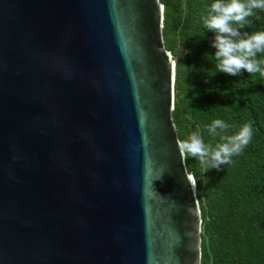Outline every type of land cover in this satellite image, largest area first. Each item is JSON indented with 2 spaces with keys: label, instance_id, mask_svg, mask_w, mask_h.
Returning a JSON list of instances; mask_svg holds the SVG:
<instances>
[{
  "label": "water",
  "instance_id": "1",
  "mask_svg": "<svg viewBox=\"0 0 264 264\" xmlns=\"http://www.w3.org/2000/svg\"><path fill=\"white\" fill-rule=\"evenodd\" d=\"M160 0H0V264H201Z\"/></svg>",
  "mask_w": 264,
  "mask_h": 264
},
{
  "label": "trees",
  "instance_id": "2",
  "mask_svg": "<svg viewBox=\"0 0 264 264\" xmlns=\"http://www.w3.org/2000/svg\"><path fill=\"white\" fill-rule=\"evenodd\" d=\"M163 38L176 62L173 121L178 138L199 129L206 142L213 136L205 125L221 117L238 130L253 124V138L220 169L204 173L195 158H185L196 180L201 229V264H264V76L230 75L216 68L212 40L201 15L212 0H160ZM244 30L264 29V11L249 18Z\"/></svg>",
  "mask_w": 264,
  "mask_h": 264
},
{
  "label": "clouds",
  "instance_id": "3",
  "mask_svg": "<svg viewBox=\"0 0 264 264\" xmlns=\"http://www.w3.org/2000/svg\"><path fill=\"white\" fill-rule=\"evenodd\" d=\"M257 10L264 11V0H212L206 5L201 20L204 28L214 35L211 43L219 71L233 76L242 71L264 76V29L244 30L251 25L249 18L257 15ZM205 127L213 136H219L218 143L206 142L199 129L179 141L184 157L195 158L204 173L230 163L253 138L254 129L250 121L232 133L228 130L233 126L221 117L213 119Z\"/></svg>",
  "mask_w": 264,
  "mask_h": 264
}]
</instances>
